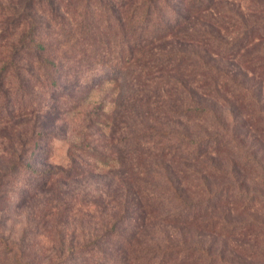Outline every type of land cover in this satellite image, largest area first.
<instances>
[{
	"label": "trees",
	"instance_id": "1",
	"mask_svg": "<svg viewBox=\"0 0 264 264\" xmlns=\"http://www.w3.org/2000/svg\"><path fill=\"white\" fill-rule=\"evenodd\" d=\"M86 62L117 70L124 96L84 112L67 166L38 170L29 152L100 83ZM200 122L210 131L191 129ZM0 125L23 128L0 156V264H32L33 246L3 233L22 172L37 180L20 198L70 186L28 229L50 240L52 264H264V221L231 220L264 215V0L0 1ZM95 132L120 164L89 149ZM98 162L117 185L79 201ZM186 225L229 241L231 257L147 235Z\"/></svg>",
	"mask_w": 264,
	"mask_h": 264
},
{
	"label": "rangeland",
	"instance_id": "2",
	"mask_svg": "<svg viewBox=\"0 0 264 264\" xmlns=\"http://www.w3.org/2000/svg\"><path fill=\"white\" fill-rule=\"evenodd\" d=\"M86 64L89 67L86 74L89 75L93 81L94 79L100 78V83L95 80V82H91L86 86L85 91L89 92L88 90L93 84H98V87L95 90L88 93L87 98L79 107V115H77V111H75L64 115L62 118L58 117V120H61L57 122L55 138L51 139L49 144L45 141L41 142V145L37 149L29 152V156L32 158L31 161L34 167L38 170H46L48 168L55 170L57 168L67 166L70 147L72 144H80L81 141L80 136L76 137L75 130L77 128L82 129L84 127V112L87 109L90 110L93 106L100 104H104L107 108H112L113 105H115L114 100L121 95V90L116 83L122 85V81L119 79L118 82L115 79L120 77L117 70H113L114 68L112 67L100 69L101 67H99V65L91 67L89 62H86ZM102 79L105 80V82L102 81ZM101 86L104 87L101 88ZM122 93L124 92L122 91ZM66 107L68 108L69 106L67 104L63 106V108L67 109ZM43 118L39 119L40 122H44L43 124L48 125L49 123H52V119L50 117ZM11 127V125H0V156H5V151L10 150V142L13 141L16 146L17 140L19 139L18 134L21 130H23V128L11 129ZM190 127L193 130L200 129L203 133L210 131V129L201 122L197 125L191 124ZM66 130L68 133L65 135L64 131ZM87 143L90 145L89 149L91 148L97 153H102V155L110 157L108 160L109 165H118L121 163L119 154H122V151L112 147L110 144L111 140L108 135L104 138L101 134L95 132L94 135H91L88 139ZM118 145L119 144L117 143L115 146ZM122 147H124V145ZM89 149L85 151H88ZM261 151H264V149ZM85 155L89 157L91 162H93L94 159L90 158L92 156H89L88 152L85 153ZM97 161L98 160L96 159V162ZM125 161L129 164L128 159L125 158ZM97 164L98 166L93 174V177L88 181L85 180L83 185L79 186L78 191L81 193L78 196L79 201H81V196L86 193L95 195L98 189L106 188V184L111 183L114 188L117 185V180L110 181V177L104 174L106 171L105 168L109 165H105V163L102 162H98ZM134 170L136 171V169ZM133 172L134 171H129V174H126V177L129 178ZM36 180L37 177L33 173L22 172L18 176V184L14 188V193L11 195L9 200V220L3 224V233L9 241L21 242L24 240L26 244L33 246L32 249H27L26 251L28 255L27 260L32 264H52L55 257L53 255L54 253L50 250V240L45 238L47 236L35 234V232L28 229L29 227L35 228V221L33 219L35 218L37 205H39L40 209L45 202H47V200L55 197V193L58 190L63 192L64 196H67L64 191L67 189L69 193L70 186L64 185L63 182H61L62 180H60L59 184H54L52 186L53 190L47 196L43 195L42 192L39 197L34 200L29 196L20 198V192L32 189ZM93 182H96V184L94 185ZM98 182L101 184H98ZM251 219L261 222L264 221V215L262 212H254L247 216L234 214L231 217V220L236 222H247ZM147 235H149V238H153L155 243L162 246L165 245L166 241H171L180 246L192 248L200 245L207 247L212 245V249L222 251L228 257H231L232 254L230 248L231 244L229 241L224 238H217L215 236L205 234L194 225L174 226L171 229L164 227L161 230L160 226H158L155 231H152ZM81 239V236L78 235V241H81ZM69 255L70 254H68L67 257Z\"/></svg>",
	"mask_w": 264,
	"mask_h": 264
}]
</instances>
